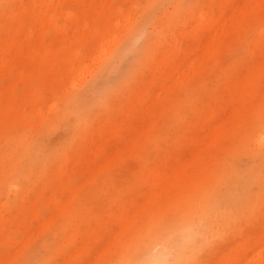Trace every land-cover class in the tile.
<instances>
[{"label":"rangeland","instance_id":"374dc122","mask_svg":"<svg viewBox=\"0 0 264 264\" xmlns=\"http://www.w3.org/2000/svg\"><path fill=\"white\" fill-rule=\"evenodd\" d=\"M228 1L0 0V264H129L149 230L264 264V4L195 25ZM163 52L196 60L154 79Z\"/></svg>","mask_w":264,"mask_h":264},{"label":"bare ground","instance_id":"6f19581e","mask_svg":"<svg viewBox=\"0 0 264 264\" xmlns=\"http://www.w3.org/2000/svg\"><path fill=\"white\" fill-rule=\"evenodd\" d=\"M46 3V1H44ZM251 4H256L255 7H257V10L261 9V6L264 4V0H249ZM223 3V2H222ZM233 1L229 0L227 3H223L220 10L218 12L212 11V9H208L206 11H203L200 13V15L197 17L199 18V22H196L195 25L198 26L199 34H201L202 38L205 39L202 41V48H205L207 45V40H209V36L212 35H218V39L221 37L226 36V32L228 30L227 27V18H228V12H230L233 8ZM237 8L240 10L245 9V5L241 6V0H236L235 2ZM249 8L245 9V19L251 14V10L249 11ZM241 14V13H240ZM242 15V14H241ZM196 30V29H195ZM217 32V33H216ZM230 32V31H229ZM228 33V32H227ZM219 41V40H218ZM147 44L143 46V49L146 47ZM180 46H176L175 44H172L171 48L168 49V52L173 50L172 53H175V49L179 48ZM166 52V53H168ZM165 52L162 54V59L159 61L156 69V73H154V79L159 77H173L174 75H179L180 78H184L185 75L182 73H179V71H176L174 74H172V71H174L175 68L178 67L180 64H185L186 66H192L196 59L189 57L187 55H182L181 53H178L180 55L177 57H172V59L168 58V55ZM259 59H257L256 62H254L255 66L259 65ZM259 71L260 75L264 74V71L262 68L256 69ZM256 71H254L255 73ZM263 72V73H262ZM191 72L189 68L187 67V75H189ZM254 73H250V80L253 79ZM245 105L242 103L240 105V108H243ZM237 108L236 110L240 109ZM258 113V109H257ZM221 124L216 123L215 127L218 130ZM252 142L261 145L264 143V124L259 128L255 134L254 137H252ZM207 185V184H206ZM209 189V186L202 187L199 191V199H204L203 194L207 192ZM224 198L223 196H216L214 193L210 196L209 201L210 202H220L221 199ZM151 222V221H150ZM161 233L160 231H153L149 230L147 231L145 236H142V239L140 237L136 238V241H134L133 249L129 253V264H143L141 262V258L143 257H150L152 254L155 253L154 249L156 245H158L157 239H160ZM189 254V250H186L185 253L181 256H179L178 260L174 264H185V259ZM173 264V263H172Z\"/></svg>","mask_w":264,"mask_h":264},{"label":"clouds","instance_id":"9594fccd","mask_svg":"<svg viewBox=\"0 0 264 264\" xmlns=\"http://www.w3.org/2000/svg\"><path fill=\"white\" fill-rule=\"evenodd\" d=\"M170 253L167 248H161L158 252L152 254L147 264H168Z\"/></svg>","mask_w":264,"mask_h":264}]
</instances>
